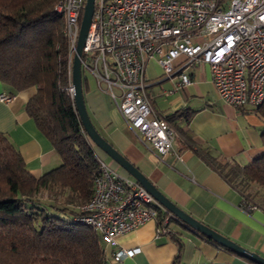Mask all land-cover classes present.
<instances>
[{"label":"built area","instance_id":"1","mask_svg":"<svg viewBox=\"0 0 264 264\" xmlns=\"http://www.w3.org/2000/svg\"><path fill=\"white\" fill-rule=\"evenodd\" d=\"M86 0H60L55 9L65 19L72 63ZM203 40L198 41L197 38ZM156 59L165 78H177L173 93L191 82L187 68L211 67L212 81L222 99L236 107L264 102V0H96L82 53L83 72L109 93L125 122L161 160L173 150L175 129L153 108L146 88V69ZM13 95L1 93L0 99ZM94 192L74 220L96 229L116 261L140 252L125 248L118 237L156 219V236L171 233L172 213L136 178L121 175L98 156ZM252 212L259 206L243 201Z\"/></svg>","mask_w":264,"mask_h":264},{"label":"crops","instance_id":"2","mask_svg":"<svg viewBox=\"0 0 264 264\" xmlns=\"http://www.w3.org/2000/svg\"><path fill=\"white\" fill-rule=\"evenodd\" d=\"M187 71L191 82L173 93H165L174 87L177 78H165L154 58L147 65L146 92L153 108L164 118L172 117L171 122L178 130L173 150L163 160L125 122L111 95L98 87L93 75L84 71L88 113L98 131L167 198L213 229L264 256V208L250 213L243 210L242 194L211 162L217 158L247 165L261 155L264 119L255 107H236L222 99L212 81L209 64L197 63ZM34 91L31 88L13 95L0 81V94L13 95L9 102L0 99V132L16 146L27 169L40 177L59 166L62 158L27 113L26 105ZM183 111L189 114V121L176 115ZM93 146L97 155L121 175L133 177L94 142ZM172 215L176 219L171 221V233L167 235L156 236L158 221L152 219L119 236L120 246L140 247V252L123 261L110 257L109 264H249L244 256L207 240ZM114 249L109 247L110 256Z\"/></svg>","mask_w":264,"mask_h":264},{"label":"trees","instance_id":"3","mask_svg":"<svg viewBox=\"0 0 264 264\" xmlns=\"http://www.w3.org/2000/svg\"><path fill=\"white\" fill-rule=\"evenodd\" d=\"M59 1L0 0V81L13 95L35 90L27 113L62 158L37 177L0 132V264H109L111 257L102 235L74 220L93 195L99 164L68 90L70 47L65 19L55 9ZM255 108L264 119V102ZM184 111L176 115L189 121ZM166 119L177 137L172 117ZM211 162L243 201L264 208V151L247 165Z\"/></svg>","mask_w":264,"mask_h":264},{"label":"water","instance_id":"4","mask_svg":"<svg viewBox=\"0 0 264 264\" xmlns=\"http://www.w3.org/2000/svg\"><path fill=\"white\" fill-rule=\"evenodd\" d=\"M96 0H86L83 14L81 18L80 33L78 37L76 52L73 56L72 63V86L74 89V103L77 113L80 117L84 131L90 139L113 160L121 165L133 177H135L153 196L169 210L176 215L190 228L194 229L203 236H207L216 241L220 246L226 247L233 252L250 259L258 264H264V256L258 252L252 251L241 244L237 243L228 236L213 229L202 221L198 220L169 198H167L158 188L121 152H119L96 128L94 125L85 103L83 88V69H82V53L87 34L91 25L94 14Z\"/></svg>","mask_w":264,"mask_h":264},{"label":"rangeland","instance_id":"5","mask_svg":"<svg viewBox=\"0 0 264 264\" xmlns=\"http://www.w3.org/2000/svg\"><path fill=\"white\" fill-rule=\"evenodd\" d=\"M197 40H198V41H201V40H203V38H202V37H199V38H197Z\"/></svg>","mask_w":264,"mask_h":264}]
</instances>
